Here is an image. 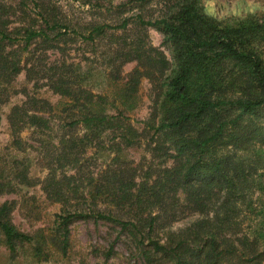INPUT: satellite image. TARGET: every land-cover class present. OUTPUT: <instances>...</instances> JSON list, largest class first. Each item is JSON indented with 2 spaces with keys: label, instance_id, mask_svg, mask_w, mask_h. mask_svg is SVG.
<instances>
[{
  "label": "trees",
  "instance_id": "trees-1",
  "mask_svg": "<svg viewBox=\"0 0 264 264\" xmlns=\"http://www.w3.org/2000/svg\"><path fill=\"white\" fill-rule=\"evenodd\" d=\"M137 1L131 17L83 33L48 0H21L18 12L0 1V92L16 95L12 83L24 72L35 89L60 97L52 106L21 89L24 100L6 115L0 197L13 198L0 203L3 244L11 258L21 252L46 263L67 255L74 222L92 219L118 227L144 264H264V20L223 22L205 12L204 0H167L145 19L149 0ZM12 17L19 26L11 27ZM149 28L163 36L170 59L149 44ZM78 37L92 47L104 43L100 93L86 88L91 69L48 55ZM133 62L123 77L122 67ZM143 78L154 97L140 131L127 114ZM55 111L66 114L57 120L67 129L57 144ZM143 142L150 159L137 169L128 151ZM30 152L41 155L38 183ZM36 184L60 213L52 227L23 232L13 223L16 210L42 218L24 193ZM114 252L112 244L104 261Z\"/></svg>",
  "mask_w": 264,
  "mask_h": 264
},
{
  "label": "rangeland",
  "instance_id": "rangeland-1",
  "mask_svg": "<svg viewBox=\"0 0 264 264\" xmlns=\"http://www.w3.org/2000/svg\"><path fill=\"white\" fill-rule=\"evenodd\" d=\"M10 8L12 11L18 12L21 8V0H0ZM51 6L55 7L59 13V18L70 28L85 32L89 25L93 24H109L117 25L124 18L131 17L138 12L136 5L137 0H48ZM128 3V4H126ZM167 0H149L144 5L143 15L145 19L148 17H156L165 8ZM121 4H126V8H119ZM203 7L205 12L216 18L217 20L227 22L233 20H241L245 18H254L257 20H264V0H204ZM32 6L28 4L27 9H31ZM30 14L34 17L33 12ZM14 24L13 26H19L20 23L16 22L15 18H11ZM117 37L121 36V31H116ZM148 42L159 50L163 51L168 59H170L169 50L162 45L163 36L155 29L149 28L147 30ZM104 43H96L92 47L89 43L82 41L81 38H76L73 43L67 44L64 51L58 53H48L51 59H66L69 63L79 65L80 68L91 69L94 72V79L86 85L87 89L95 94L100 93V71L99 67L102 63V53ZM60 59V60H61ZM88 67V68H87ZM135 63H129L122 67V76L127 75L133 70ZM95 85L94 87H92ZM13 91L16 95L11 96V90L8 93L1 88L0 92V150H3L8 143V129L6 123V115L10 108L19 104L24 100V95L19 93L21 89H26L31 96L41 98L49 102L52 106L56 105L60 101V97L48 90L46 87L35 89L33 83H27L25 80L24 72L20 73L15 81L12 83ZM84 86V85H83ZM85 87V86H84ZM110 91V90H108ZM106 92V91H104ZM102 92V93H104ZM154 97L153 86L147 78L141 79L136 100L137 106L134 110L128 112L127 116L134 123L138 130L143 129L141 122L147 120L150 115L152 100ZM54 143H58L60 135L67 129H62L60 126L63 124L58 122L57 119L65 120L66 114L60 111H55L54 115ZM261 122L264 123V109L261 113ZM29 137V136H27ZM29 143H33L29 141ZM91 155V154H89ZM28 160L30 162V175L33 177L36 183L37 179L42 177L43 164L40 160L39 154L28 153ZM128 156L131 160V164L137 169L145 168L147 162L150 159L149 153L144 149V142L141 146L130 149ZM27 197H31L30 205L38 207L42 213V218L39 221H33L23 215V210H16L13 214V223L15 226L23 231L31 233V231L37 228H50L53 226V221L56 219V215L60 213V205L49 204L41 190L40 185L36 184L34 187L24 190ZM13 196H1L0 203L5 200L12 199ZM33 203V204H31ZM194 217H189L185 220L175 223L172 226V230L182 229L186 227L190 220ZM257 218L255 223L258 222ZM120 229L114 225L104 222L88 220V221H76L70 226V247L65 257L54 255L50 258L49 262L41 264H144L137 252L136 244L126 234H119ZM162 237V234H160ZM114 245V254L108 261H104L103 253L108 249L110 245ZM0 264H40L31 261V259L24 253L11 258L10 253L3 244L2 236L0 235Z\"/></svg>",
  "mask_w": 264,
  "mask_h": 264
}]
</instances>
